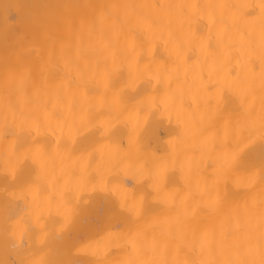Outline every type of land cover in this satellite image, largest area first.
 Instances as JSON below:
<instances>
[{"label": "snow or ice", "instance_id": "6c2138e0", "mask_svg": "<svg viewBox=\"0 0 264 264\" xmlns=\"http://www.w3.org/2000/svg\"><path fill=\"white\" fill-rule=\"evenodd\" d=\"M88 7L102 11L88 22L89 42L86 45L83 41L65 44L59 36L57 29L61 25L66 29L72 26L70 17L37 16L32 19V37L37 47L26 50L20 46L5 52V110L0 135L5 140L11 138V142L6 147L0 168V192L3 193L0 236L5 247L20 257L13 264H264V213L256 244L252 243L254 236L250 228L242 236L222 229L218 241L213 234L212 240L230 253L223 260L179 259V252L185 247L195 251L199 245L201 253L204 252L208 235L197 236L195 230L191 240L187 233L174 235L169 232L162 234V238L153 237L149 242L142 222L156 211L155 202H167L170 198L173 203H185L196 193L189 186L184 199L179 193L162 197L161 193L172 181L164 162L150 169L147 176L140 172L133 177L142 179L143 183L133 185L131 196L122 194L119 185L127 177L106 179L111 171L113 154L104 151L105 142L118 145L123 134L128 137V148L117 147L115 155L130 153L133 147L138 148L154 133L155 126L165 117L169 122L173 118L176 120L175 147L179 151L191 133L187 113L183 110L186 92L181 87L172 89L171 81L179 80L181 68L191 58L187 55L189 52L203 57L202 81L203 69L209 67L208 53L212 50L217 53L211 58L212 68L222 67L224 50L230 55L231 49L236 47L233 34L242 32L253 17L258 18L262 28L260 78L264 85V0H259L258 4H105ZM143 9L160 11L146 13ZM174 23L180 25L178 34L173 31ZM94 34L96 39H92ZM157 40L163 41L173 67L157 61L151 47ZM36 74L42 82L36 88L34 106L18 105L12 97L22 90L26 81L35 83ZM56 77L63 82L48 86V81ZM184 83H188L187 71ZM165 84L169 86L162 92L161 87ZM208 84L219 90L239 93L244 81L229 82L227 78H218L212 84L209 78ZM66 89L76 90L71 93L74 105L66 103ZM80 89H83V103L78 99ZM223 99L226 103L228 98ZM74 108H79V113ZM201 119L211 126L215 113H206ZM206 131L204 128L197 130L200 143L214 149L218 135H205ZM229 133L234 143L228 153L218 155L214 160L216 167L207 178L211 180L212 188L218 192L221 182L241 169L251 173L250 180L258 178L264 184V117L258 125L253 121L237 122L230 126ZM76 154L79 161L87 162L85 172L95 165L100 179L96 183L83 180L74 185L66 183L63 190L56 189L58 197L48 195L49 185L58 183L53 162ZM177 163L183 172L186 163L180 160ZM110 197H115V204L103 218L107 233L103 247L100 242L93 245L77 239L78 233L89 230L86 218L90 207L97 199ZM53 200L57 201L58 218L50 215ZM17 201H23V207ZM218 203L205 206L211 208ZM45 211H49L47 217ZM152 218L153 222L159 221L157 216ZM122 227L126 230L119 231ZM240 227L237 224V229ZM228 237H233L231 242ZM116 241H123L127 255L109 260L108 248ZM145 251L152 253L150 258L143 255ZM173 251L176 256L169 259ZM86 255L93 259H83Z\"/></svg>", "mask_w": 264, "mask_h": 264}, {"label": "bare ground", "instance_id": "6f19581e", "mask_svg": "<svg viewBox=\"0 0 264 264\" xmlns=\"http://www.w3.org/2000/svg\"><path fill=\"white\" fill-rule=\"evenodd\" d=\"M258 4L259 0H0V127H2L3 113L5 110V90L3 87L4 78V59L5 52L11 51L17 47L23 46L27 49H35L32 37V19L40 16L57 15L61 18L67 16L73 21L70 28H64L62 25L57 29L59 36L65 44H79L81 41L86 45L89 42L88 22L94 16H98L102 9L97 7H88L105 4H132V5H169V4ZM17 5L20 7L18 8ZM70 6V7H64ZM148 13L160 11L158 9H143ZM166 23V20L164 21ZM165 31V37L167 32ZM173 31L179 33V23H174ZM261 24L258 18H250L242 32L233 34L232 39L236 47L231 49V54L225 51L223 66L214 69L211 66V58L217 55L212 50L209 55V67L203 69V81L201 79V64L203 57L199 54L189 52L187 55L191 58L187 60L185 67L181 68L179 80L171 81V88L181 87L185 90L183 110L187 113V126L190 129V137L185 144L177 151L175 147L176 140V120L171 122L165 117L155 126L153 134L149 135L143 143L133 147L130 153L121 152L115 155L117 147L127 149L129 145L127 135H121L118 145H110L105 142L104 151L112 153L111 171L106 179L113 177L126 176L127 179L119 185L122 194L131 196L133 185L143 183L142 179H133L140 172L147 176L148 171L166 162L169 169V175L172 181L161 196L171 197L174 193H179L181 199L187 197L189 186L196 193L194 198L188 197L185 203H173L169 198L167 202L157 200L156 211L152 216L159 217L158 222H153L152 216H149L142 222V227L146 231V238L149 242L153 237L162 238V234L172 233L179 235L187 233L188 239H192V232L196 235L207 233L208 244L203 253L199 245L195 251L190 248H182L179 252V259L199 260L216 259L223 260L230 255L227 249H222L217 242L220 238L221 230H231L236 236H242L247 233L249 228L252 231L254 239L253 244L258 242L260 234L261 215L264 213V184L257 179L250 180L251 173L241 169L233 173L227 181H222L217 192L212 188L211 180L214 168V160L218 155L226 154L230 151L234 143L229 133V128L237 122L253 121L257 125L264 117V85L260 78L261 62ZM92 39H96L94 34ZM122 39V38H121ZM157 61L161 64H167L173 67L172 59L169 58L168 50L163 46V41L157 40L151 45ZM185 71H187L188 83L185 84ZM212 84L216 80L227 78L229 82L243 80L239 93L232 90H219L208 84V79ZM42 81L38 74L35 76V83L26 81L12 98L20 106H34L36 97V88ZM60 77L48 81V86L59 85L62 83ZM155 83V82H154ZM168 84L161 87V91L168 88ZM75 89L67 90L65 101L69 105H74L72 92ZM81 103L84 102L83 89L79 90ZM227 96L225 103L224 97ZM55 103V101H53ZM191 105V107H189ZM79 113V108H74ZM215 113V119L211 126L201 117L206 113ZM67 114V113H66ZM207 129L205 135H218L215 148L209 149L200 143L201 137L197 135L198 129ZM244 134L247 132L244 130ZM11 142V138L5 140L0 135V168L4 159L6 147ZM100 157L97 156V161ZM177 160L186 163L185 170H180ZM257 164L258 150H257ZM87 162H81L78 154L72 157H64L53 162L54 177L58 183L50 184L48 195L58 197L56 189L63 190L65 184L74 185L77 181H86L96 183L100 177L96 175L95 165L87 168ZM190 168V173H189ZM207 180V183H206ZM3 199V193L0 192V200ZM219 201L214 207H206L208 203ZM23 207V201L16 202ZM115 204V197L108 199H97L90 207L86 218L89 230L78 233L77 239L84 243L97 242L103 247L104 237L107 235L103 222L105 215L109 213ZM2 214V212H0ZM49 211H45V216ZM50 215L57 217V201L53 200ZM237 224L241 225L237 229ZM122 227L119 231H125ZM213 234L217 241H213ZM231 242L233 237H228ZM214 245V250H211ZM127 255L123 247V241L111 243L108 248V259L118 260ZM146 257H151L150 251L143 253ZM176 253L169 254V259H173ZM85 260H91V255L82 257ZM235 259V256H232ZM18 257L11 248H6L4 239L0 236V264H13L18 261ZM258 259V257H257Z\"/></svg>", "mask_w": 264, "mask_h": 264}]
</instances>
